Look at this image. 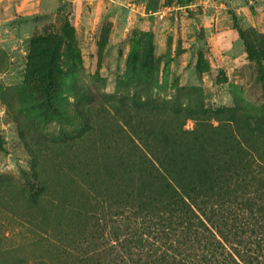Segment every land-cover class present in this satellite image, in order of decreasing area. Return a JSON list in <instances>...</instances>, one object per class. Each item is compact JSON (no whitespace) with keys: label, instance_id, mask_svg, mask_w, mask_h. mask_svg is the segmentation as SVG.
Listing matches in <instances>:
<instances>
[{"label":"rangeland","instance_id":"1","mask_svg":"<svg viewBox=\"0 0 264 264\" xmlns=\"http://www.w3.org/2000/svg\"><path fill=\"white\" fill-rule=\"evenodd\" d=\"M46 1L0 0V264L74 263L126 190V125L264 114V0Z\"/></svg>","mask_w":264,"mask_h":264},{"label":"trees","instance_id":"2","mask_svg":"<svg viewBox=\"0 0 264 264\" xmlns=\"http://www.w3.org/2000/svg\"><path fill=\"white\" fill-rule=\"evenodd\" d=\"M200 115L191 131L152 116L151 136L125 126L126 190L91 208L73 264H264V114L247 129L232 109Z\"/></svg>","mask_w":264,"mask_h":264},{"label":"crops","instance_id":"3","mask_svg":"<svg viewBox=\"0 0 264 264\" xmlns=\"http://www.w3.org/2000/svg\"><path fill=\"white\" fill-rule=\"evenodd\" d=\"M48 2H50V3L52 4L53 1H52V0L46 1L47 4H48ZM47 4H46V5H47Z\"/></svg>","mask_w":264,"mask_h":264}]
</instances>
